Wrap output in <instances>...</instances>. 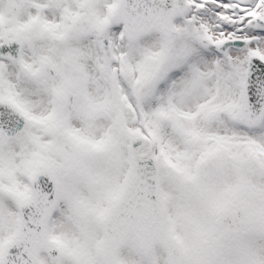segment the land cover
Wrapping results in <instances>:
<instances>
[{"label": "snow or ice", "instance_id": "obj_1", "mask_svg": "<svg viewBox=\"0 0 264 264\" xmlns=\"http://www.w3.org/2000/svg\"><path fill=\"white\" fill-rule=\"evenodd\" d=\"M0 264H264V0H0Z\"/></svg>", "mask_w": 264, "mask_h": 264}]
</instances>
